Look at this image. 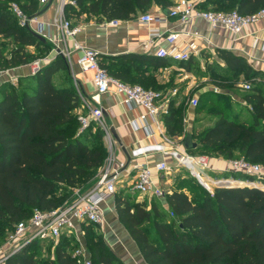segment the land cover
I'll return each instance as SVG.
<instances>
[{"label": "trees", "instance_id": "obj_1", "mask_svg": "<svg viewBox=\"0 0 264 264\" xmlns=\"http://www.w3.org/2000/svg\"><path fill=\"white\" fill-rule=\"evenodd\" d=\"M71 1L73 4L64 5L63 16L74 26L82 15L98 23L127 21L153 7L165 10L174 3ZM13 2L27 18L42 10L38 0H0V38L10 39L13 45L7 53L0 47V70L28 66L46 58L51 50L47 42H40L28 28L20 26L11 9ZM198 6L204 11H235L248 16L264 9V0H202ZM215 54L223 67H209V80L222 91L233 88L240 77L247 80L249 90L243 99L251 108V121L239 122L228 115L227 99L221 93L199 95L194 113L198 115L205 106L212 105L210 114L215 121L200 132H188L195 147L186 151L224 161L243 158L264 168V81L256 78L264 75L241 56L226 50H215ZM98 57L100 66L113 79L158 91L150 87L146 73L148 67L160 64L150 57ZM178 66L191 73L199 68V62L190 56ZM256 80L258 85L254 84ZM173 99L162 116L163 126L168 136L184 138L185 114L180 106L173 107ZM82 105L67 62L60 55L44 62L35 73L18 77L15 83L0 84V233L12 231L33 210L57 209L70 201L76 189L89 190L94 184L107 152L104 133L95 124L80 130L75 111ZM216 175L244 182L255 178L235 172ZM185 186L188 194H166L165 208L155 198L149 199V206L147 201L136 202L130 195L131 187L115 192L113 204L118 221L146 264H264V191L247 185L217 187L207 196L202 188L195 192L193 185ZM164 211L170 213L169 220L163 218ZM81 231L91 264H122L110 253L101 234L93 231L92 224H82ZM41 241L24 244L5 264H78L73 256L77 246L68 249L75 242L72 236H60L53 257L45 260H39L38 253L30 249Z\"/></svg>", "mask_w": 264, "mask_h": 264}, {"label": "built area", "instance_id": "obj_2", "mask_svg": "<svg viewBox=\"0 0 264 264\" xmlns=\"http://www.w3.org/2000/svg\"><path fill=\"white\" fill-rule=\"evenodd\" d=\"M38 1L42 6L49 0ZM201 1L176 0L167 8V14L163 11L159 13L145 12L138 16L137 21L146 26L150 24L165 25L170 18H174L180 25L189 26L193 19L199 18L207 22L210 28H224L237 37L248 26L257 23L259 20H264V9L253 15L243 16L235 11L201 10L198 6ZM66 3L73 4L71 0H59L57 15L47 24L39 21L37 16L27 18L16 5H12L11 9L19 19L20 26L42 35L51 42L54 46L55 55L62 56L67 64L73 62L74 53L79 54L76 63L83 72H91L93 74L91 82L95 87L97 96L111 93L122 97L118 102L120 105H126L129 108H142L144 113L138 117V122H131L132 129L137 131L140 123H144L142 127L146 135L148 137L158 136L160 143L154 146H139L132 152V156L135 158L142 157V161L133 159L130 169L126 168L124 163L119 162L114 154L115 140L104 123L102 108L99 105H90L80 95L82 106H85L88 110L87 115H77L80 130H84L91 123L99 125L104 133L103 139L109 155L99 170L94 184L88 191L84 193L74 191V198L64 203L61 207L50 211L35 209L27 220L16 223L11 236L15 245L9 253L0 258V264H5L10 255L28 242L46 239L56 241L62 235H72L78 241L79 246L73 253V256L77 258V263L91 264L89 254L83 243L81 225L103 226L104 214L101 204L113 198L120 176L129 175L130 171H134L131 190L138 193L139 196L155 198L163 206L166 205L165 198L167 193L162 183L177 168L184 169L190 178L211 195L214 188L240 184L264 191V168L243 158L227 160L226 164L229 171L241 173L245 176H253L258 178L259 181L244 182L233 178H212L209 174L211 170L207 156L188 153L182 144L183 137L175 139L166 134L162 116L168 112L170 99L161 92L145 89L140 85L126 84L110 77L100 66L96 51L77 41L76 36L80 33L81 28L78 25H72L69 20L64 18L63 7ZM104 23L106 26H116L118 21ZM50 31L57 32V36L52 37ZM183 35L194 36L196 33L190 30L182 32L165 30V32H160L159 29L154 28L149 30L148 42L152 43L155 38H163L170 47L169 49L160 48L156 55L160 58L169 57L177 61H186L190 57L188 49L178 50L175 46L178 38ZM51 59L46 57L34 61L32 73H35L44 62ZM243 88L244 90H249V84L243 85ZM96 104L98 103L96 102ZM197 104V97L191 98L188 102L191 109H194ZM148 121L149 123H147ZM185 123L186 118H183V124ZM153 152L159 153L161 159L150 164L147 155Z\"/></svg>", "mask_w": 264, "mask_h": 264}, {"label": "crops", "instance_id": "obj_3", "mask_svg": "<svg viewBox=\"0 0 264 264\" xmlns=\"http://www.w3.org/2000/svg\"><path fill=\"white\" fill-rule=\"evenodd\" d=\"M174 1L176 0H173V2ZM48 2L41 6L44 11L37 16L39 21L44 24L49 23L57 15L59 6V0H53L50 4ZM152 9H159L156 10V13L163 11L157 7H153ZM139 15L140 14H138V16ZM138 16L132 20L118 21L116 26H106L104 22L98 23L92 17L86 21H81L80 17L79 20H76V24L80 26L81 31L76 36V39L79 43L95 50L98 55L116 56L122 54H136L150 57L151 60L158 62L160 65L148 67L146 75L149 78L150 87L153 86L158 89L162 87L166 89L170 86L168 84L174 79L173 70L178 71L175 75L176 81L188 79L189 73L178 66L180 61L173 60L169 57L158 58L156 52L160 48L169 49L170 46L163 38H155L152 43L148 42L149 30L154 28L159 29L160 32H165V30H177L180 32L190 30L191 32H195L196 35L194 36H180L175 46L178 50L187 48L190 56H193L199 63L204 54H215V50H226L234 55L243 57L255 71L264 75V20H259L257 23L248 26L247 29L235 37L224 28H210L207 22L199 18L193 19L189 26L180 25L174 18H170L165 25L150 24L146 26L137 21ZM50 33L52 37L57 36V32L50 31ZM46 42L51 48L49 58H54V46L47 39ZM78 56V53H74L73 62L67 64L74 86L78 94L81 95L85 101L90 103V105H99L102 108L104 123L109 128L110 133L112 130L119 140L118 143L114 139V154L119 162L124 163L126 168L130 169L133 159L142 161V157H133L132 152L139 146L157 145L160 143V138L158 136L148 137L142 127L144 123H140V127L137 131L132 129L131 122H138V117L144 113L142 108H129L126 105H120L118 102L122 97L115 96L111 93L97 96L95 87L91 82L93 74L81 70L76 63ZM26 68L27 66H20L12 69L11 72H14L17 77L30 75L31 71L28 70L27 72ZM95 101L98 104H96ZM191 111H193V109H191ZM190 114L184 116V118H186L184 132L187 133L190 132L193 127L192 119L194 113L191 112ZM147 123H149V121ZM180 137L174 138L179 139ZM147 156L150 164L161 159V155L157 152H153ZM209 166L210 170L213 172H230L226 161L221 158H210ZM178 171L183 173V177H186L184 169H174L172 174ZM133 180L134 171H130L129 175H121L117 184H120L122 188L125 189L131 187ZM163 185L162 183V186ZM130 191L133 192L131 188ZM183 192L188 194L189 190L184 187ZM150 198L149 196H140L135 201H147L149 206ZM101 206L104 214V223L103 226L97 228L101 230L104 244L110 253L119 259L122 264H146L141 257L137 245L118 221L114 209L113 198L104 201ZM165 206L162 205L164 208ZM72 237L74 238V236ZM82 239L84 243V237ZM74 240L77 241L76 238H74Z\"/></svg>", "mask_w": 264, "mask_h": 264}, {"label": "rangeland", "instance_id": "obj_4", "mask_svg": "<svg viewBox=\"0 0 264 264\" xmlns=\"http://www.w3.org/2000/svg\"><path fill=\"white\" fill-rule=\"evenodd\" d=\"M12 5H17V4L15 2H13ZM151 10H153V9H151ZM151 10H148L146 12L156 13L157 12L156 10H159V9H156V10L154 9L153 11H151ZM89 18L90 17H86V16L82 15L81 21H86ZM0 47L3 48L5 50V52L7 53L8 50L13 48L12 41L10 39H7V38H5V39L0 38ZM50 52H51V50H50ZM50 52H49L47 57H49ZM33 63L34 62H32L26 68L27 72H28V70L31 71V74L33 72L32 71V67L34 65ZM209 67H212V68L215 67L216 69L218 67H220V68L223 67L222 62L217 59L216 54H204L201 62L199 63V68H197L196 70L189 73L188 79H182L180 81H176L175 75L177 74L178 71L173 70L174 79L171 80L170 84H168L170 86H168V88H166V89H163V87H162V88H159L158 91H156V90H154V91L161 92L162 94H165L166 97L169 99L174 97L173 104H172L173 107L176 108V107L180 106L182 108V111L184 112V114L186 116L189 115L191 112L194 113V110L191 111V109L189 108V105H188V102L191 98L197 97V96L202 95V94H206L208 92H212V94L214 93L213 95H215L217 93H221L227 99V101L225 100L226 106H229L228 110H227V114L236 118L239 122L249 123L251 121V108L245 104L244 99H243L244 95L247 92V90H244L243 85L248 84L249 82L247 80H245L243 77H240L239 79H237L235 81L236 85H234L233 88H231L229 90H223L222 91V90L218 89L217 87H215L212 84V82L209 80L210 73H211ZM11 71H12V69L0 70V84L3 82H12V83L16 82L18 77L14 74V72H11ZM24 76H26V75H24ZM256 78L264 81V77H262L261 75H257ZM257 81L258 80H256V82L254 83L255 85H258ZM212 111H213L212 105L208 104L207 106L204 107V111L202 113H200L198 115H196L194 113L193 119H192L193 127L191 128V131L196 130V132H200L204 128L211 126L213 124V122L215 121V118L213 117V115L210 114V112H212ZM78 114L87 115L88 114L87 108L85 106L80 107L79 109H77L75 111V115H78ZM190 116H191V114H190ZM96 127L101 129V127L99 125H96ZM92 134H93V132L90 133V135L88 136L89 137L88 139H90L92 137ZM103 142H104V139H103ZM104 146H105V149L107 152V154H106V158H107L109 153H108L107 147L105 145V142H104ZM98 174H99V171H98L96 177L98 176ZM179 174H181V175H179ZM209 174L211 175L212 178H215L217 176L216 175L217 172L210 171ZM182 175H183V173L178 171V172L173 173V174L171 173L170 176H168L166 179H164L163 187L166 189L167 194L174 192V191H183L184 187L188 189V187H186L185 184H187V186L189 184V185H193L196 188L195 192L199 191L198 188H202V190L205 191V194L207 196H211V194H209L200 185L197 184V186H198L197 187L195 184V181H193V179L191 180V178L186 173H185L186 177H183ZM240 178L245 179V177H240ZM262 180H263V177H262ZM254 181H259V179L255 177ZM173 186H174V188H173ZM122 190H123L122 186L120 184H117L116 185V194L121 193ZM75 191L80 192V193H84V192L88 191V187H85V188L79 187V189H76ZM130 195L133 199H137L138 197H140L139 194L135 193V192H131ZM73 198H74V194H73L71 199H73ZM143 198H145V197H143ZM67 202H65V203H67ZM163 218L169 220L171 218L170 213L168 211H164ZM92 227H93V231L95 233H100L101 237H102L101 230L99 228H97V226H95V225H92ZM11 236H12V231H6L3 234L0 233V258L3 255L9 253L13 249L15 243H14V240ZM102 240H103V237H102ZM55 243L56 242L54 240L46 239L44 241L38 242V244H34L32 247H30V249L35 250L38 253L37 255H38L39 260H45V259H49V258L53 257V249H54ZM73 245L74 246L76 245L77 247L79 246L78 242L75 241L74 244L73 243L69 244L68 249L71 250Z\"/></svg>", "mask_w": 264, "mask_h": 264}, {"label": "water", "instance_id": "obj_5", "mask_svg": "<svg viewBox=\"0 0 264 264\" xmlns=\"http://www.w3.org/2000/svg\"><path fill=\"white\" fill-rule=\"evenodd\" d=\"M53 0H49V4L52 2ZM43 11H44V9L43 10H41L38 14H37V16H39L40 14H42L43 13ZM167 9H165V10H163V12L165 13V14H167ZM30 32L40 41V42H42V43H46V39L42 36V35H40V34H37V33H35V32H32L31 30H30ZM111 134L113 135V137H114V139L119 143V140H118V138H117V136H116V134L111 130ZM182 144H183V146H184V148L186 149V150H188V149H190V148H194L195 147V143H193L192 142V137H191V135L189 134V133H187L185 136H184V138H183V140H182ZM241 186H243L242 184H240ZM240 185H233V186H240Z\"/></svg>", "mask_w": 264, "mask_h": 264}]
</instances>
